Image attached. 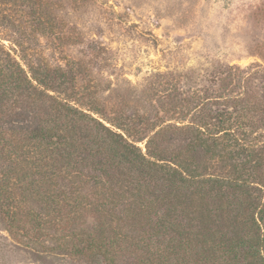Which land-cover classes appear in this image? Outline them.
Returning <instances> with one entry per match:
<instances>
[{"label": "rangeland", "instance_id": "1", "mask_svg": "<svg viewBox=\"0 0 264 264\" xmlns=\"http://www.w3.org/2000/svg\"><path fill=\"white\" fill-rule=\"evenodd\" d=\"M5 15L9 28L0 41L9 47L10 40L22 43L28 54L17 50L15 55L25 68L28 61L60 66L65 73L60 95L75 94L72 103L112 119L105 125L124 132L143 152L152 138L157 155L219 170V157L194 148L192 132L181 127L189 119H181L179 101L211 85L216 95L222 83L218 72L227 65H264V0H14ZM53 105L40 93L0 100L5 140L30 144L32 131L42 130L57 132L65 146L57 151L53 173L27 174L33 182L21 188L14 187L10 169L6 192L17 193L19 206L11 231L5 211L12 199L0 194V264H249L242 250L233 255L225 248L238 229L227 210L200 217L195 201L184 208L181 196L137 179L131 165L118 159L101 163L104 142L97 141L91 123L69 121ZM118 116L125 120L118 123ZM97 145L101 148H91ZM2 165L10 164L2 160ZM50 193L61 200L76 197L79 205L70 213L76 219L57 220L56 227L35 237L27 219L32 211L45 216ZM108 195L114 203L104 208ZM71 233L117 238L118 245L109 258L98 252L69 255L66 242L76 240Z\"/></svg>", "mask_w": 264, "mask_h": 264}, {"label": "trees", "instance_id": "2", "mask_svg": "<svg viewBox=\"0 0 264 264\" xmlns=\"http://www.w3.org/2000/svg\"><path fill=\"white\" fill-rule=\"evenodd\" d=\"M11 6H14V0H0V35L9 28L5 11ZM32 13L39 16L37 18L42 16L36 11ZM36 21L39 22L40 19ZM10 41L13 47L6 46L0 41V100L9 95L14 97L19 95V98L24 99L37 93L46 94L56 105H53L54 108L64 113L69 121L91 123L96 131L97 141L104 142L102 146L105 148L103 152H99L103 153L104 161L101 163L118 159L131 165L137 179L147 180L154 188L161 187L176 197L181 196L180 203H183L184 208L195 201L194 203L201 208L198 215L200 217L206 219L212 216L219 217L223 210H227L232 216L231 221L238 228L233 233L235 236L224 242L227 252L236 255L242 250L249 259V264H264V65L258 63L245 67L227 65L218 72V81L222 83L219 84L216 95L210 92L214 90L211 89L214 87L211 85L205 88V93L198 90L180 99L181 119L186 117L189 119L181 127L192 132L194 148L199 146L204 152H211L219 157L215 165L219 170L208 172L204 165L190 166V163L177 157L157 155V151L150 146L152 138L147 139L143 152L136 141L129 139L124 132H117L105 125V122L114 123L112 119L102 115L95 108L85 109L78 103H72L69 97L73 98L75 94L67 97L60 95L58 90L65 84V73L60 66L56 68L45 64L35 66L28 61L25 68L16 59L15 54L18 50L27 55V51L20 41ZM50 88L56 89L58 94L48 95ZM117 118L120 119L118 123L125 120L121 116ZM116 128L127 132V128L119 126ZM30 135V138L35 140L28 142L30 144H24L22 140L19 143L8 142L4 139L0 126V194L12 199L5 211L9 218L8 222H11L8 223L11 231H14L13 227L16 226L14 222H17L16 209L19 205L15 204L19 199L15 191L14 196L11 192H6L11 184L10 169L14 170L16 176L14 187L21 188L24 183L33 182L27 174L32 176L40 173L39 175L43 176L44 172L53 173V168L57 169V151L63 145L62 141H59L63 139L61 137L58 139L57 132L33 130ZM54 136L58 140L54 139ZM91 148H101V145ZM62 150H65V146ZM84 152L90 151L85 148ZM47 158H53L54 163H49ZM71 158L79 161L76 156ZM2 160H8L10 165L3 167ZM137 194L139 195L138 191L134 198ZM45 196L48 199L44 207L45 216L32 211L27 219L31 223L30 230L35 237L44 234L46 229L56 227L57 220L76 219L70 217V213L76 212L79 205L76 197L61 200L58 194L50 193ZM108 202L114 203L110 195L106 196L101 204L106 208ZM181 212L186 214L184 211ZM192 230L194 232L190 234H195V229ZM71 237L76 240L66 242V246L72 247L69 255L98 252L109 258L107 256L110 251L118 245L117 238L108 239L101 235L85 239L71 233ZM203 240L206 243V240ZM83 241L87 243L79 247ZM195 242L199 244L198 239Z\"/></svg>", "mask_w": 264, "mask_h": 264}]
</instances>
